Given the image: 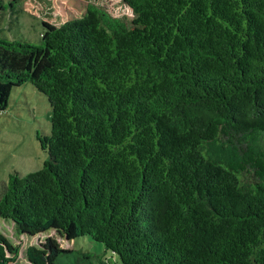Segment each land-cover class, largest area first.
Wrapping results in <instances>:
<instances>
[{"label": "trees", "instance_id": "1", "mask_svg": "<svg viewBox=\"0 0 264 264\" xmlns=\"http://www.w3.org/2000/svg\"><path fill=\"white\" fill-rule=\"evenodd\" d=\"M123 1L130 21L92 0L39 43L0 36V110L28 82L53 108L0 220L45 236L33 264H95L82 236L114 264H264V0Z\"/></svg>", "mask_w": 264, "mask_h": 264}, {"label": "rangeland", "instance_id": "2", "mask_svg": "<svg viewBox=\"0 0 264 264\" xmlns=\"http://www.w3.org/2000/svg\"><path fill=\"white\" fill-rule=\"evenodd\" d=\"M13 2L12 0H10ZM92 0H21L7 10H0V36L39 43L44 29L43 22L60 24L69 14L84 15L87 3ZM112 15L132 20L134 12L123 0H99ZM53 108L48 97L28 82L15 88L5 110H0V196L10 174L19 172L26 176L40 170L49 155L43 149L40 136L51 133ZM0 231L14 244L20 245V255L14 264H33L27 255L31 245L39 246L45 236L29 237L17 230L12 221L0 220ZM65 243V240H62ZM77 251L91 253L95 264L119 260L104 243L90 236H82L73 242ZM66 247L69 244H65ZM66 261H71L66 258ZM65 264V263H63ZM106 264V263H105Z\"/></svg>", "mask_w": 264, "mask_h": 264}]
</instances>
